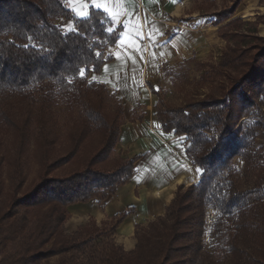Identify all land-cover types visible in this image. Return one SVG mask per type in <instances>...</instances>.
<instances>
[{"label": "trees", "instance_id": "obj_1", "mask_svg": "<svg viewBox=\"0 0 264 264\" xmlns=\"http://www.w3.org/2000/svg\"><path fill=\"white\" fill-rule=\"evenodd\" d=\"M225 1L221 9L197 4L227 43L217 63L200 64L206 92L171 105L153 91L158 123L187 137L186 155L202 178L179 187L164 216L137 225L136 248L126 251L115 238L126 213L66 231L69 206L114 195L138 160L117 149L123 104L89 81L88 69L101 73L123 28L106 31L112 21L95 9L79 20L66 0H0V264H264V148L255 149L264 130L262 20L236 17L245 0ZM61 19L77 31L65 33ZM31 154L38 179L26 189ZM67 166L66 176H52ZM210 207L218 215L209 252Z\"/></svg>", "mask_w": 264, "mask_h": 264}, {"label": "crops", "instance_id": "obj_2", "mask_svg": "<svg viewBox=\"0 0 264 264\" xmlns=\"http://www.w3.org/2000/svg\"><path fill=\"white\" fill-rule=\"evenodd\" d=\"M150 1L97 0V2H105L109 8L107 16L112 21L110 28L117 29L120 25H127L120 33L119 39L122 35L124 43H127L131 39L130 33L136 32H139L143 38L136 43V47L132 51L125 48L123 43L109 48L105 52L104 59L106 62L101 73L97 75L91 71L90 82L98 79L108 82L133 81L137 72H135L136 68L131 67V64L134 63V59L138 60L135 63H140L139 53L141 52L139 50L148 42L156 43L157 48H160L170 27L179 28L182 24H195L196 21L193 19L196 17L213 18L208 15H201L199 10H196L197 4H200L201 0H174L172 13L169 11L168 15L166 0H152L153 10L151 13L148 11ZM211 1L220 2V0ZM257 2L258 0H246L247 9H253ZM66 3L79 20L87 19L91 9L102 11L92 6V0H66ZM81 12L84 13L83 16H81ZM183 15L190 21L183 23L180 20ZM211 23L213 24V21ZM57 25L65 33L77 31L74 21L61 19L57 21ZM149 35H151L150 39ZM186 35L190 39H194L192 33L186 32ZM193 42H195L194 47H200L201 40L196 39ZM183 43L181 38L177 37L171 41L167 51L174 56L181 55L185 46ZM165 49L161 52L163 55H160L163 61ZM132 95L135 97L136 93ZM134 112L135 108L132 106L127 109L124 107V122L121 126L120 141L117 145V149L121 144L126 151H132L134 148L139 149L140 154L133 157L122 155L118 151L123 157L138 158L132 178L125 185L120 186L114 195H109L102 202L93 200L89 203L69 206L70 219L66 224V231L75 233L80 227L90 224L91 220L101 224L115 216L126 213L128 216L116 232L117 241L126 251H133L136 248L135 229L137 225L147 226L156 218L164 216L175 197L178 186L188 187L197 184L199 180L198 167L189 166L182 158L171 154L168 149H164L161 153L151 151L147 153L154 145L151 142L153 127L147 121L146 115L134 121ZM160 147L163 148L161 143ZM124 154H126L125 151Z\"/></svg>", "mask_w": 264, "mask_h": 264}, {"label": "rangeland", "instance_id": "obj_3", "mask_svg": "<svg viewBox=\"0 0 264 264\" xmlns=\"http://www.w3.org/2000/svg\"><path fill=\"white\" fill-rule=\"evenodd\" d=\"M218 9H221L226 3L225 0L216 2ZM227 3L230 2L227 1ZM174 0H166L167 15L170 11L172 13ZM153 8V1L149 2L148 11L151 13ZM196 10L199 8L196 7ZM200 13V11H199ZM203 15V14H201ZM236 17L242 18L247 22H256L259 18L262 23L259 25V35L264 37V0H258L254 5V8L247 9L246 0L240 5ZM180 20L184 22L190 21L183 15ZM195 24H182L181 27H170L166 34V39L160 48H157L156 43L148 42L143 46L139 52L141 61L134 59L131 67L136 68L134 80H125L118 82H108L103 79H98L96 82L104 90L109 92L114 100L120 101L127 109L129 107L135 108L133 119L136 121L144 115L147 116V121L152 125L151 142L154 143L152 149L147 153H161L164 149H168L169 152L179 158H182L184 162H187L189 166L194 167L192 162L186 156V149L188 147L186 136H175L174 134H165L161 125L156 120L157 105L159 103V97L153 94V91L160 94L163 97L165 103L171 105H181L185 102V98L189 94L193 93H205L206 90L198 87L202 75V67L200 64L207 62L217 63L223 50L226 48L227 43L219 36V27H215L211 21L214 18L196 17L193 19ZM186 32L192 33L194 39H190L186 35ZM180 36V37H179ZM181 38L185 43L184 51L181 55H171L167 51L171 41L175 38ZM196 39L201 40L200 47H194L193 41ZM144 44L146 42H143ZM183 43V44H184ZM166 48V53L163 59L160 58L161 52ZM140 67V68H139ZM136 96L134 97L132 94ZM113 102L112 104H114ZM59 110H63V106L59 105ZM160 143L163 146L160 147ZM164 143V144H163ZM264 148V130H262L255 142V149L259 150ZM11 149L10 138L7 142L2 144L1 152L5 153ZM118 151L122 155H129L133 157L140 154L139 149H133L132 151H126L120 144ZM124 151L126 154H124ZM234 164L239 172L244 169V161L241 157H237L234 160ZM70 166H67L64 170H58L52 176H66ZM39 165L31 154L29 169L27 170V181L25 188H30L34 182L38 179ZM198 183L202 178V170L197 168ZM197 183V184H198ZM180 186H178L179 188ZM185 187V186H184ZM176 195V194H175ZM216 211L213 207L208 208L207 214L211 210ZM69 221V220H68ZM90 222H93L91 220ZM102 224V223H101ZM98 224V225H101ZM212 223L206 222V232L204 235V243L206 250L210 252L214 239L211 234ZM69 233V232H67ZM116 238V236H115ZM136 239V237H135ZM116 242L121 245L117 239ZM122 246V245H121ZM123 247V246H122ZM124 248V247H123ZM125 249V248H124ZM126 250V249H125ZM53 259L52 262H55Z\"/></svg>", "mask_w": 264, "mask_h": 264}, {"label": "snow or ice", "instance_id": "obj_4", "mask_svg": "<svg viewBox=\"0 0 264 264\" xmlns=\"http://www.w3.org/2000/svg\"><path fill=\"white\" fill-rule=\"evenodd\" d=\"M92 6L97 8V9H100L102 11H104L106 14L109 13V8L107 7V4L105 2H97V0H92ZM84 13L81 12V16H83ZM115 23V21H114ZM127 25H120V28H126ZM117 29H114V28H107L106 31H108L109 33H112L114 31H116ZM130 37L131 39L129 40V42L127 43H124V40H123V36L121 35V38L119 40L116 41V44L119 45V44H124V47L129 49V51H132L135 49L136 47V43L141 40L143 37L142 35L139 33V32H136V33H130ZM151 38V35H149V39ZM30 39V38H29ZM97 56L100 55V53H96ZM163 55V54H161ZM89 71H94L95 69H88ZM80 76L83 77L84 76V70L82 69L80 71Z\"/></svg>", "mask_w": 264, "mask_h": 264}, {"label": "built area", "instance_id": "obj_5", "mask_svg": "<svg viewBox=\"0 0 264 264\" xmlns=\"http://www.w3.org/2000/svg\"><path fill=\"white\" fill-rule=\"evenodd\" d=\"M218 212L214 211L213 209L211 211L208 212L207 214V218H206V222L209 223H214L216 218H217Z\"/></svg>", "mask_w": 264, "mask_h": 264}]
</instances>
